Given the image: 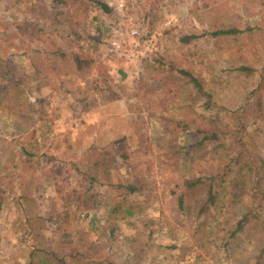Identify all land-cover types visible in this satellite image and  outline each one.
<instances>
[{
    "label": "rangeland",
    "instance_id": "rangeland-1",
    "mask_svg": "<svg viewBox=\"0 0 264 264\" xmlns=\"http://www.w3.org/2000/svg\"><path fill=\"white\" fill-rule=\"evenodd\" d=\"M0 264H264V0H0Z\"/></svg>",
    "mask_w": 264,
    "mask_h": 264
},
{
    "label": "trees",
    "instance_id": "trees-1",
    "mask_svg": "<svg viewBox=\"0 0 264 264\" xmlns=\"http://www.w3.org/2000/svg\"><path fill=\"white\" fill-rule=\"evenodd\" d=\"M103 6H104L105 8H107L106 5L103 4ZM228 32L231 33L232 31H228ZM130 190H131V191L133 190L132 187L130 188ZM243 226H244L243 221H241V222L239 223L238 228H237L236 231H238V230H242Z\"/></svg>",
    "mask_w": 264,
    "mask_h": 264
},
{
    "label": "built area",
    "instance_id": "built-area-1",
    "mask_svg": "<svg viewBox=\"0 0 264 264\" xmlns=\"http://www.w3.org/2000/svg\"><path fill=\"white\" fill-rule=\"evenodd\" d=\"M134 33H137V31L135 30Z\"/></svg>",
    "mask_w": 264,
    "mask_h": 264
}]
</instances>
